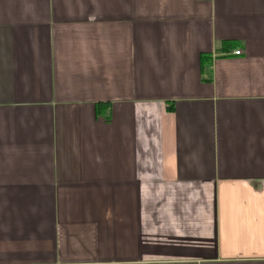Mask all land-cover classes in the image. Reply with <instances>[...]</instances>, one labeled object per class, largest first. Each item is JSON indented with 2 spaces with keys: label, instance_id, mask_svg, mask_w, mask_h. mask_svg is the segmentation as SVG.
Returning <instances> with one entry per match:
<instances>
[{
  "label": "crops",
  "instance_id": "0c3cea01",
  "mask_svg": "<svg viewBox=\"0 0 264 264\" xmlns=\"http://www.w3.org/2000/svg\"><path fill=\"white\" fill-rule=\"evenodd\" d=\"M0 264H264V0H0Z\"/></svg>",
  "mask_w": 264,
  "mask_h": 264
},
{
  "label": "built area",
  "instance_id": "2783aa9c",
  "mask_svg": "<svg viewBox=\"0 0 264 264\" xmlns=\"http://www.w3.org/2000/svg\"><path fill=\"white\" fill-rule=\"evenodd\" d=\"M240 53L239 50L234 51V54L238 55Z\"/></svg>",
  "mask_w": 264,
  "mask_h": 264
}]
</instances>
